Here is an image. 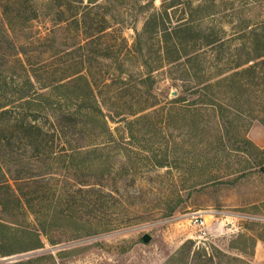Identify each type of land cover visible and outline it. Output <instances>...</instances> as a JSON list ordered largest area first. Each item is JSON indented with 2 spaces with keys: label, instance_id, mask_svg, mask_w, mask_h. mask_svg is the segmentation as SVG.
<instances>
[{
  "label": "rangeland",
  "instance_id": "rangeland-1",
  "mask_svg": "<svg viewBox=\"0 0 264 264\" xmlns=\"http://www.w3.org/2000/svg\"><path fill=\"white\" fill-rule=\"evenodd\" d=\"M94 1L0 0V78L12 84L26 72L34 77L35 70L49 87L79 75L88 78L113 138L102 136L96 125L82 133L80 118L76 127L68 124L76 151L101 150L96 156L104 157L93 158L91 170L67 169L63 158L46 177L55 179L57 198L83 183L103 181L106 189L124 195V206L105 212L86 208L76 216L64 201L58 212L71 214L73 222L49 230L44 249L0 264L41 255H53L57 264H167L187 243L192 253L216 248L264 264V76L237 99L236 90L224 83L212 89L227 111L221 118L213 107L201 110L197 129L189 112L171 104L180 96L197 98L189 94L200 83L192 67L205 69L216 85L228 75V53L209 46V34L216 30L218 38L229 39L243 27H262L264 0ZM76 4L79 9H72ZM166 9L167 29L194 30L167 46L161 42L163 27L147 26L152 14ZM196 58L203 67L188 62ZM15 175L18 169L12 168ZM34 186L23 191L34 192ZM53 214L28 213V221H21L31 230ZM195 217L208 227L205 238ZM0 219H6L1 207ZM102 220L117 225L110 232H91ZM145 235L152 238L148 244Z\"/></svg>",
  "mask_w": 264,
  "mask_h": 264
},
{
  "label": "trees",
  "instance_id": "trees-1",
  "mask_svg": "<svg viewBox=\"0 0 264 264\" xmlns=\"http://www.w3.org/2000/svg\"><path fill=\"white\" fill-rule=\"evenodd\" d=\"M79 2L83 4L82 1ZM94 2L90 0V4ZM79 4L72 9H79ZM167 10L163 14L155 12L147 21V26H152L153 30H160L159 26L163 27L162 40H160L165 46L171 45L175 38L180 39L182 33L194 31L193 27L188 26L177 27L172 31L167 29L164 19L169 17ZM194 13L192 12V15ZM263 27L264 25L256 28L243 27L238 34H234L229 39L218 38L216 30L209 34V46L216 48L219 52L228 53L227 64L231 72L229 71L228 75L216 85L207 79L208 73L205 69L192 67L191 71L200 83L191 87L189 94L197 98L188 101L186 96H180L171 104L176 107V110L183 109L192 115L194 128L197 129L200 123L196 120L200 119L201 116H197V113L201 110L211 111L213 107L220 113L221 118L227 111V108L209 93L212 89L224 83L229 89L236 90L234 93L237 99V97L240 98L242 91L250 89L252 84H255L254 79L264 76ZM170 54L168 50L167 58ZM176 55L181 56L179 52ZM188 62L203 67L202 59H190ZM189 67L187 63L182 65L188 75ZM33 74L34 77H31L26 72L25 76L18 81L13 80L12 84L7 78H0V84L3 87L12 88V91H7L0 86V207L6 217V219H0V259L44 249V236H47L49 230L62 222L70 223L75 220V217L69 213L58 212L64 201V203L67 201V206L71 210L73 208L76 211V216H79L80 211L86 208L105 212L111 208L117 210L124 206L122 201L124 195L121 196L119 190L109 191L103 185V181L93 185L83 183L72 195L67 191L62 197L57 198L58 193L52 186L55 179L46 177L48 171L60 167L63 158H65L64 167L67 169L83 167L91 170L90 162L104 157L96 156L101 150L79 149L80 151H76L74 142L77 141L68 137V124L76 127L80 118L85 121L82 133L85 130L91 132L94 125L102 130V136L109 135L113 138V132L98 102L95 90L86 76L79 75L70 83L49 87L50 85L41 84V79H37L35 70ZM37 84L40 87H37ZM132 125L134 123L129 122V126ZM92 135L88 137H93ZM38 163L40 169L37 168ZM12 168L18 169V175L13 178ZM37 171L40 172L36 175ZM105 172L108 173V171H103V179ZM262 172L264 173V169ZM33 185H36L34 192L23 191ZM117 195L120 200H116ZM45 212H54V214L47 216V219L42 222L38 221L30 230L25 224V221H28V213L43 215ZM24 219L25 221H21ZM102 222L104 223L92 229L91 232H95L94 234L110 232L117 225L112 220H102ZM76 223L80 226V223L77 221ZM87 236H90V233ZM210 249L209 247L199 248L197 252L192 253L191 243H187L167 264H225V259L226 264L233 262L252 264L242 258L231 257L216 248ZM46 263L57 264V261L53 255H41L13 264Z\"/></svg>",
  "mask_w": 264,
  "mask_h": 264
},
{
  "label": "built area",
  "instance_id": "built-area-1",
  "mask_svg": "<svg viewBox=\"0 0 264 264\" xmlns=\"http://www.w3.org/2000/svg\"><path fill=\"white\" fill-rule=\"evenodd\" d=\"M194 220H195L196 226L200 228L201 237L205 238L206 236H208L209 232H208V227L206 226L205 221L198 217H195Z\"/></svg>",
  "mask_w": 264,
  "mask_h": 264
},
{
  "label": "water",
  "instance_id": "water-1",
  "mask_svg": "<svg viewBox=\"0 0 264 264\" xmlns=\"http://www.w3.org/2000/svg\"><path fill=\"white\" fill-rule=\"evenodd\" d=\"M151 240H152V238H151V236H149V235H145L144 238H143V241H144L146 244L150 243Z\"/></svg>",
  "mask_w": 264,
  "mask_h": 264
},
{
  "label": "crops",
  "instance_id": "crops-1",
  "mask_svg": "<svg viewBox=\"0 0 264 264\" xmlns=\"http://www.w3.org/2000/svg\"><path fill=\"white\" fill-rule=\"evenodd\" d=\"M256 137H257L258 139H260V140H261V138H262V137L260 138L259 135H256ZM263 137H264V136H263ZM257 138H256V139H257ZM256 141H258V140H256ZM261 141H263V140H261ZM258 142H259V141H258Z\"/></svg>",
  "mask_w": 264,
  "mask_h": 264
}]
</instances>
